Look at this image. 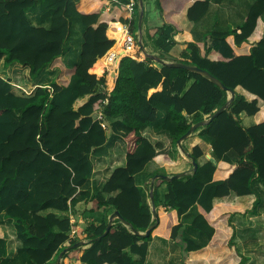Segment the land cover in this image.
<instances>
[{
  "label": "trees",
  "instance_id": "1",
  "mask_svg": "<svg viewBox=\"0 0 264 264\" xmlns=\"http://www.w3.org/2000/svg\"><path fill=\"white\" fill-rule=\"evenodd\" d=\"M211 1L155 0L163 24L146 28L141 41L145 54L158 56L162 63L138 49L140 60L125 55L129 57L121 58L115 86L113 78L108 89L114 88L108 92L103 63L125 34L121 23L131 34L136 32L137 2L126 20L121 12L129 0H0V62L26 67L30 80L58 63L63 64L59 74L66 73L63 84L54 77L29 95L14 94L10 80L0 76V214L13 221L21 242L17 257L10 260L5 258L6 240L0 237L1 264H144L155 235L180 246L179 264H248L237 245L233 220L257 215L262 197L254 186L264 189V0L253 1L240 25L213 30L201 42H187L179 49L174 36L181 30L171 16L192 2L186 18L195 23ZM38 5L48 27L30 22L28 13ZM73 19L80 25H73ZM111 22H116L111 26L115 31L108 29ZM76 26L81 30L78 60L67 65V44ZM173 63L205 70L226 89ZM227 89L235 93L230 102ZM226 103L227 109L182 142L187 168L170 176L183 175L170 182L154 181L156 221L135 176L149 162L165 158L157 154L162 145L153 144L144 131L167 135L175 147L193 124ZM241 114L253 116L256 123L244 127ZM193 136L210 143L219 166L211 160L200 162L202 150L189 144ZM109 137L125 144V164L112 171L101 189L84 191L93 174L91 156ZM161 184H166V193L160 201ZM230 194L254 196L252 207L214 204ZM82 204L86 214L103 213L99 224H72L54 212L75 213ZM194 208L197 213L187 223L184 216ZM113 211L128 225L114 219L108 233L95 240ZM150 226L147 237L133 233ZM81 240L84 244L73 248Z\"/></svg>",
  "mask_w": 264,
  "mask_h": 264
},
{
  "label": "crops",
  "instance_id": "2",
  "mask_svg": "<svg viewBox=\"0 0 264 264\" xmlns=\"http://www.w3.org/2000/svg\"><path fill=\"white\" fill-rule=\"evenodd\" d=\"M130 1V0H129ZM133 1V0H132ZM143 1V0H142ZM254 0H222L221 2H214L212 0L210 2L208 11L206 14L201 17L197 22H189L186 18V12L187 8L192 4V2L184 7V9L179 12L175 13L171 16L172 21L178 26V28L181 30L179 33H177L174 36V39L179 43L178 48L182 49L184 48V43L187 42H201L206 34L209 32L215 30V31H226L230 29L231 25L237 26L240 25L244 17L246 16L250 5L253 3ZM137 0H134V6L136 4ZM138 3V2H137ZM248 4V5H247ZM143 10H144V15H143V21H142V38L144 37L145 30L146 28L149 27H155L162 25L163 22L159 16L158 10L156 11V16L155 20H151L148 17V10H147V5L146 2L143 1ZM139 13V11H138ZM131 13H129L126 9L121 12V16L123 19H130ZM28 17L30 19V22L34 26H43V27H48L49 26V20L48 18H45L40 11L39 5L34 11H31L28 13ZM138 21V20H137ZM116 22H111L109 27L112 30L113 27L112 24ZM118 23V22H117ZM122 25V23H121ZM75 32L73 36H71L69 43L67 46L69 47V50L65 54V60L67 59L68 61L71 60L72 62H76L78 60V52L73 53L75 47H77L79 43V37L81 30L78 26L74 28ZM131 33V32H130ZM133 37L134 35H139L136 32L134 34H131ZM135 39V37H134ZM136 40V39H135ZM117 43V38H115L114 45ZM75 44V46H74ZM121 44V40H120ZM113 45V46H114ZM71 46V48H70ZM79 51V50H78ZM178 51H176L174 54H177ZM76 54V58H75ZM154 55V54H153ZM66 60V61H67ZM120 60V59H119ZM73 62V63H74ZM21 66L17 64H12L8 67H6L3 62H0V76L3 78H7L10 80L11 84L14 85L16 84L13 80H11L10 76L12 74H15V71L19 69ZM118 71V67L113 70V77H114V86H115V81H116V72ZM22 72H24V75L28 77V69L26 67H22ZM109 73L108 69H105L103 75ZM45 75L50 76V80L47 82L42 81L41 83L38 84H31L32 87L35 89L38 86L42 85H47L49 84L52 79L54 78L53 75L54 73H49L48 69L45 68L42 70L38 78H43ZM96 76V75H95ZM99 78L98 76H96ZM29 78V77H28ZM30 80V78H29ZM32 80V79H31ZM30 80V81H31ZM106 80V77H105ZM33 81V80H32ZM41 84V85H40ZM107 86V83H105ZM113 86V88H114ZM108 86L106 87V90L108 92L112 91L107 89ZM14 86H12V92L16 94L14 91ZM33 92V91H32ZM31 92V93H32ZM30 93V94H31ZM19 95V94H17ZM29 95V94H28ZM254 98V96H251V99ZM86 97L77 100L75 103H79L77 107L81 106L85 101ZM262 104V102H259V106ZM241 123L244 127H250L256 123V120L253 116H247L245 114L240 115ZM144 137L148 138L153 144H161L162 148L158 150L157 154L160 157H164L165 159H162V163L158 160H154L152 162H149L144 171L137 174L135 176V181L137 186L143 190L145 197H146V202L148 205H150L151 210L154 208L156 210V207L153 203V199L150 198V191H151V186L148 188V185H151L152 178L157 175L158 173H161V171L167 172L168 176L172 173H179L184 171L187 168L188 164V158L185 154V151L183 152L182 149L176 145L175 147L171 145L169 138L165 134H158L154 132L151 128H147L144 133ZM189 144L190 147L194 145H198L200 149L203 152V156L200 158V162L203 163L206 160H211L214 163H216L215 159L212 156V148L211 145L208 141L204 139H198L196 136L191 137ZM93 156V155H92ZM91 156V159H92ZM228 158L230 160H233V155H229ZM100 162V167H96L95 163L93 162V174L92 177L84 184L82 189L84 191H87L89 193H93L97 189H101L103 184L107 181V179L110 177L112 171L115 168L122 167L125 164V144L121 142V140L115 139V138H110L106 141V143L100 147V156L98 158ZM216 165L219 166V162L216 163ZM226 165V164H225ZM223 165V167H225ZM154 173H157L153 176ZM256 191L260 194L262 198H264V189L260 184H256L255 186ZM153 192V189H152ZM166 193V184H161L159 187V194H160V201L162 200L164 194ZM113 195H105V198H109ZM255 199L254 196H243V197H238L234 194H230L227 197L220 198V199H215L214 204H219V203H228L236 206H242L246 209H250L252 207L253 200ZM263 208V207H262ZM261 208V209H262ZM260 208L258 209V213L263 212ZM78 210V211H77ZM59 217H68L70 219V222L72 224H90V223H97L99 224L101 220L104 218L103 213L99 212L96 214H86L84 213V205H80V207H76V212L74 213L73 210H69L68 213H60L54 211ZM197 213V209H191L185 216L184 218H187V223H189L192 219V217ZM111 215V214H110ZM109 215V216H110ZM255 215V216H257ZM108 216V217H109ZM248 219H251L253 216H246ZM241 215H237L234 217L233 224L237 229V238L236 242L238 247L240 248L241 252L245 254L248 257V264H252L253 262V257H255L252 252L249 253L247 246L242 245L237 241L239 239L238 237V227H237V222L241 221L242 219ZM11 224L13 227L12 231H7V225ZM0 237H4L6 240V257L10 260H13L17 257L18 255V250L21 247V242L18 240L16 237V232H15V227L13 224V221L10 220L9 218H6L5 215L2 213L0 214ZM70 237H76L75 231H72L70 234ZM201 240V239H200ZM82 241V240H81ZM84 242V241H83ZM14 244L16 246V250L12 251L10 249V245ZM260 249H264L263 246H259ZM262 251V250H261ZM134 258H137L136 256H133ZM4 258L0 259L3 260ZM181 260V248L180 246L171 240H167L165 238H162L158 235H155L153 239L148 243V248H147V254L145 258L144 264H179ZM193 261V260H190ZM262 264H264V256L260 261ZM1 264V263H0ZM68 264H77L74 261H69ZM193 264V263H189ZM197 264H205V263H197Z\"/></svg>",
  "mask_w": 264,
  "mask_h": 264
},
{
  "label": "rangeland",
  "instance_id": "3",
  "mask_svg": "<svg viewBox=\"0 0 264 264\" xmlns=\"http://www.w3.org/2000/svg\"><path fill=\"white\" fill-rule=\"evenodd\" d=\"M143 1H145L146 5H147L148 17L152 21L155 20L156 16H158V14H156L157 8L155 5V0H143ZM72 22H73V25H75V24L80 25L79 21L76 19H73ZM233 27H234V25H231V27H229V28L231 29ZM134 36H136V35H134ZM78 39L80 41V37ZM135 39H136L135 42L138 43L139 40H142V37L140 38L139 35H137V37H135ZM79 44H80V42L78 43L77 47H75L73 53L78 52ZM74 46H75V44H74ZM122 57H125V56H122ZM126 57H129V56H126ZM75 58H76V54H75ZM132 58H134L136 60H140V58H143V57H140V55L136 54ZM66 60H65V63L67 65L70 64V60L69 61L68 60L66 61ZM60 65L62 68L63 64L58 63V64L54 65V69H52V71H51V69H49L48 72L51 74L54 73L53 77H57V79L60 78V80H58V82L60 84H63L64 81L66 80V77H65L66 73L61 72V74H59L58 69H59ZM57 74H59V75H57ZM10 77H11L10 79L16 83V84L12 85V86H14L13 91L19 95L30 94L34 90V88L32 87L31 84H38V83H41L42 81L47 82L51 78L50 76L45 75V77H43V78L39 77V78L34 79L33 81L32 80L30 81L26 75H25V79H24V72H22L21 68L17 69V71H15V74H12ZM107 82H108L107 84L110 85V81L107 80ZM77 105H79L78 102L74 104V107L77 108ZM99 156H100V149H97L95 154H93V156H92V161L95 163L96 167H100V162L98 161ZM259 208L260 209L262 208L261 210L263 212H260L257 216H253L251 219H248V217H242V218H240L242 220L240 222L239 221L237 222V227H238V232H239V234H238L239 239H237V241L239 243H241L242 245L247 246L248 249H245V250H248L249 253L252 252V254L254 256L256 255L252 259L253 260L252 264H262L260 261L264 256V249H260V247H259L261 245V247L263 246V248H264V198H262V203L259 206ZM186 220H187V218H186ZM6 229H7V231H12L13 227L11 226V224H8ZM185 234L190 235V230H186ZM197 240H200V239H197ZM10 249L12 251L16 250V246L14 244H11Z\"/></svg>",
  "mask_w": 264,
  "mask_h": 264
},
{
  "label": "water",
  "instance_id": "4",
  "mask_svg": "<svg viewBox=\"0 0 264 264\" xmlns=\"http://www.w3.org/2000/svg\"><path fill=\"white\" fill-rule=\"evenodd\" d=\"M138 2V5H139V13H138V21H137V33H139V37L141 38L142 36V21H143V15H144V10H143V1L142 0H137ZM138 45H139V49L140 51L144 54L145 57H148L150 58L151 60L157 62V63H162V61L159 59L158 56L156 55H153V54H145V51H144V46H143V43L141 40L138 41ZM165 57L169 58L170 56L166 55ZM121 60V59H120ZM119 60V62H120ZM119 62H118V66L119 67ZM174 67H178V68H182V69H185L187 71H190V72H196L200 75H203L205 77H207L210 81H212L215 85H217L218 87H220L221 89H226L224 87V85L219 81L217 80L214 76H212L211 74H209L207 71L205 70H202L198 67H195V66H192V65H185L183 63H173L172 64ZM116 76H118V71L116 72ZM227 92L229 93L230 97H229V102L234 98L235 96V93L234 91L232 90H229L227 89ZM228 107V104H224L223 106H221L219 109H217L216 111L213 112V114L211 116H207L206 120L203 121V122H198V123H195L193 124L189 129L188 131L182 135L180 137V139H178L177 141V145L180 149H182V151L184 152V149L182 148V142L185 141L197 128L203 126L205 123L211 121L215 116H217L219 113H221L223 110L227 109ZM192 164H193V169L195 170L196 169V163L194 161H192ZM183 174L180 173V174H175L173 176H168V175H163V174H157L155 175L153 178H152V181H151V191H150V198L153 199V196H152V189H153V184H154V181L157 180V179H162L166 182H170L172 181L173 179L175 178H179L181 177ZM152 218L155 219L156 221L158 220V216H157V213L155 211V209L153 208L152 209ZM114 219H118L122 224L124 225H128L127 221L124 220V218L121 217V215L118 213V211H113L111 213V215L108 217V222H107V225H106V229L105 231L103 232V234L99 237H97L95 240H99L100 238H102L103 236H105L108 231L110 230L111 226H112V221ZM153 229V226H150L147 228V230L144 232V233H139L137 230H133V233L135 235H139L141 237H147L149 236L151 230ZM84 244L83 241H78L77 243H75L73 245V248H77L79 246H82ZM69 248H65L61 253L60 255L66 253L68 251Z\"/></svg>",
  "mask_w": 264,
  "mask_h": 264
},
{
  "label": "bare ground",
  "instance_id": "5",
  "mask_svg": "<svg viewBox=\"0 0 264 264\" xmlns=\"http://www.w3.org/2000/svg\"><path fill=\"white\" fill-rule=\"evenodd\" d=\"M136 51H137V48H133L132 45L128 48V50L125 51L121 48V44L119 43L118 47L114 51H112L109 54V56L106 58V60L104 61L103 64H104L105 69L109 70V73L107 74V77H106V81L107 80L110 81V85L107 84V86L109 88L112 87V81L114 78L112 75L113 70L117 68L120 57L125 56V55H130V56L134 57ZM141 54H143V53L141 52ZM116 55H118V56L116 57Z\"/></svg>",
  "mask_w": 264,
  "mask_h": 264
},
{
  "label": "built area",
  "instance_id": "6",
  "mask_svg": "<svg viewBox=\"0 0 264 264\" xmlns=\"http://www.w3.org/2000/svg\"><path fill=\"white\" fill-rule=\"evenodd\" d=\"M111 1L114 3H121V0H111ZM133 8H134V0L133 1L130 0L128 4H125V9L131 14L133 12ZM122 26L125 30V35L121 39V48L126 51L132 45L133 48H137L139 50V46L135 42L134 37L131 35L128 25L122 24ZM108 29H110V27H108ZM112 31H115V29L112 28ZM117 56L118 55H116V57Z\"/></svg>",
  "mask_w": 264,
  "mask_h": 264
},
{
  "label": "clouds",
  "instance_id": "7",
  "mask_svg": "<svg viewBox=\"0 0 264 264\" xmlns=\"http://www.w3.org/2000/svg\"><path fill=\"white\" fill-rule=\"evenodd\" d=\"M133 9H134V8H133ZM135 41H136V40H135ZM136 43H137V42H136ZM137 45H138V43H137ZM138 46H139V45H138ZM139 51H140V49H139ZM125 57H126V56H125ZM121 58H123V57H121ZM121 58H120V59H121ZM130 58H132V57H130ZM133 59H134V58H133ZM10 83H11V82H10ZM11 86H12V84H11Z\"/></svg>",
  "mask_w": 264,
  "mask_h": 264
}]
</instances>
